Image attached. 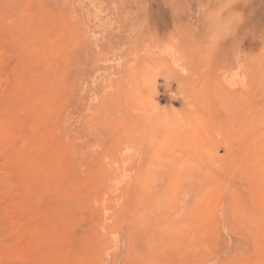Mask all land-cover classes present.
I'll return each instance as SVG.
<instances>
[{"label":"rangeland","instance_id":"1","mask_svg":"<svg viewBox=\"0 0 264 264\" xmlns=\"http://www.w3.org/2000/svg\"><path fill=\"white\" fill-rule=\"evenodd\" d=\"M235 1L210 39L202 0H0V264H264V0Z\"/></svg>","mask_w":264,"mask_h":264},{"label":"clouds","instance_id":"2","mask_svg":"<svg viewBox=\"0 0 264 264\" xmlns=\"http://www.w3.org/2000/svg\"><path fill=\"white\" fill-rule=\"evenodd\" d=\"M212 0L200 5V16L209 24L210 39L237 32L238 23L235 19L236 13L233 11L234 0H215L216 7H210ZM202 6V7H201ZM167 46L161 48V55H167Z\"/></svg>","mask_w":264,"mask_h":264},{"label":"bare ground","instance_id":"3","mask_svg":"<svg viewBox=\"0 0 264 264\" xmlns=\"http://www.w3.org/2000/svg\"><path fill=\"white\" fill-rule=\"evenodd\" d=\"M256 1V0H255ZM250 3V2H249ZM251 3H254V2H251ZM248 5V4H247ZM253 5V4H252ZM258 5V4H257ZM237 3H236V1H235V4H234V6H233V11L234 12H236L237 14L239 13V12H237V11H239V10H237ZM257 7H259V5L257 6ZM241 8H242V5H241ZM255 8V7H254ZM261 8V7H260ZM248 9V8H247ZM262 9H264V8H262ZM253 10V9H252ZM240 13H242V12H240ZM250 13V12H249ZM260 14V13H259ZM250 15H252V14H250ZM260 16H262L261 17V19L263 20V18H264V14H261ZM260 19V18H259ZM263 23V22H262ZM264 24V23H263ZM253 25V24H252ZM243 41V40H242ZM239 46V45H238ZM238 59V58H237ZM244 79V78H243ZM231 83V82H230ZM94 97V96H93ZM94 102V101H93ZM89 104V103H88ZM88 108V107H87ZM86 110V109H85ZM146 111V110H145ZM159 118V117H158ZM155 120V119H154ZM161 121H164L163 119L161 120ZM177 122V121H176ZM148 123V122H147ZM161 123V122H160ZM157 124H158V122H157ZM143 126H144V124H143ZM160 131V130H159ZM155 135V134H154ZM170 135V134H169ZM166 142V141H165ZM181 146V145H180ZM127 150V149H126ZM192 151V150H191ZM160 156V155H159ZM191 162V161H190ZM110 168V167H109ZM188 169V168H187ZM161 175V174H160ZM154 179V178H153ZM162 179V178H161ZM161 181V180H160ZM193 198V197H192ZM183 201V200H182ZM182 203V202H181ZM183 210V209H182ZM178 211V210H177ZM136 234V233H135ZM117 241V240H116ZM123 242V241H122ZM121 246V245H120ZM122 247V246H121ZM118 248V247H117Z\"/></svg>","mask_w":264,"mask_h":264}]
</instances>
